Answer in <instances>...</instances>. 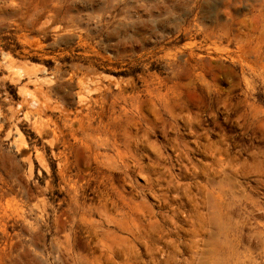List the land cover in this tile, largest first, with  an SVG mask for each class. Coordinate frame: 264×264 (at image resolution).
Returning a JSON list of instances; mask_svg holds the SVG:
<instances>
[{"label": "rangeland", "instance_id": "rangeland-1", "mask_svg": "<svg viewBox=\"0 0 264 264\" xmlns=\"http://www.w3.org/2000/svg\"><path fill=\"white\" fill-rule=\"evenodd\" d=\"M0 264H264V0H0Z\"/></svg>", "mask_w": 264, "mask_h": 264}]
</instances>
